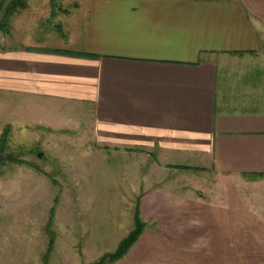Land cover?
I'll list each match as a JSON object with an SVG mask.
<instances>
[{"label": "crops", "instance_id": "0c3cea01", "mask_svg": "<svg viewBox=\"0 0 264 264\" xmlns=\"http://www.w3.org/2000/svg\"><path fill=\"white\" fill-rule=\"evenodd\" d=\"M24 3L13 16L30 11L31 34L22 41L18 22L13 47L0 43V92L85 105L114 152L167 160L173 176L211 173L226 189L213 202L194 185L143 187L146 228L114 264H248L234 249H264L254 242L264 226L247 224L259 216L244 205L264 185V0ZM52 22L60 33L42 28ZM229 186L240 190L235 204ZM134 199L101 210L118 238L132 228Z\"/></svg>", "mask_w": 264, "mask_h": 264}, {"label": "rangeland", "instance_id": "374dc122", "mask_svg": "<svg viewBox=\"0 0 264 264\" xmlns=\"http://www.w3.org/2000/svg\"><path fill=\"white\" fill-rule=\"evenodd\" d=\"M33 17L30 11L18 18L12 16L10 36L0 33V43L13 47L18 22L27 28L20 38L22 41L24 35L28 38ZM53 23L42 28L49 27V32L56 35L60 31L54 30ZM45 32V29L36 32L33 42H39ZM7 126L11 127L7 153L20 162L7 163L0 175V264H43L49 225L54 240L47 264L95 263L114 252L131 231L118 238L117 231L112 230L115 217L101 211L111 207L104 205L119 198L136 199L138 191L152 182L163 187L194 185L193 189L213 202L225 195L226 189L214 174L173 176L164 167L167 160L159 159L156 163L146 153L126 156L122 149H119L122 153L114 152L108 143L98 142L91 113L85 105L0 92V137ZM162 180H167V184ZM232 187L229 186V195L235 200L240 197L237 195L240 190ZM255 190L246 192L255 195L244 205L261 218L264 185ZM118 216V220H125L124 214ZM258 221L247 224L264 226ZM244 222L231 223L241 226ZM237 231L233 229L232 235ZM249 241L247 248L253 245V235ZM259 241L264 243V240L254 242ZM241 250L245 253L243 259ZM234 251L237 263L241 259L248 264H264V249Z\"/></svg>", "mask_w": 264, "mask_h": 264}, {"label": "trees", "instance_id": "16d2710c", "mask_svg": "<svg viewBox=\"0 0 264 264\" xmlns=\"http://www.w3.org/2000/svg\"><path fill=\"white\" fill-rule=\"evenodd\" d=\"M25 1L26 0H12V1L0 0V33L9 35L10 19L13 16L15 10L20 9V8L22 9L25 7V3H24ZM47 52L61 53L58 50H52V51H47ZM10 132H11V127L7 126L4 129L0 137V175L2 173V168L7 163H19L20 162L15 155H13L12 153H7ZM152 160L155 161L156 159L152 158ZM177 168H180L183 170L184 169L191 170V168H188L186 166H178ZM196 170H200V169H196ZM140 197L141 196L135 199L133 215H132L131 231L118 243L114 252L103 255L102 257L98 259V261H96L93 264H114L120 259H122L123 257H125L128 254V252L131 250V248L136 244V242L138 241L141 234L146 228V224L142 221L141 216H140V211H139ZM52 214H53V211H51V215ZM49 227H47L48 228L47 234L49 235L48 249H47L46 255L43 258V264L48 263V258L53 251V240L54 239H53V233L49 231Z\"/></svg>", "mask_w": 264, "mask_h": 264}]
</instances>
